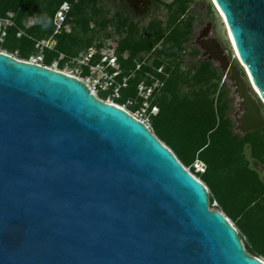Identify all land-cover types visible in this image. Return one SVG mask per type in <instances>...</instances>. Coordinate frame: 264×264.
Returning a JSON list of instances; mask_svg holds the SVG:
<instances>
[{
    "label": "water",
    "instance_id": "obj_1",
    "mask_svg": "<svg viewBox=\"0 0 264 264\" xmlns=\"http://www.w3.org/2000/svg\"><path fill=\"white\" fill-rule=\"evenodd\" d=\"M211 2L232 56L215 38L203 56L230 73L240 134L260 131L264 0ZM0 264L264 260L145 123L75 77L0 52Z\"/></svg>",
    "mask_w": 264,
    "mask_h": 264
},
{
    "label": "trees",
    "instance_id": "obj_2",
    "mask_svg": "<svg viewBox=\"0 0 264 264\" xmlns=\"http://www.w3.org/2000/svg\"><path fill=\"white\" fill-rule=\"evenodd\" d=\"M67 2L72 5L67 22L71 30L57 37L54 51H45V64L50 66L60 54L78 56L93 47L101 53L93 61L98 64L102 51L112 49L111 57L120 67L117 83L128 80L114 103L125 107L131 102V113L142 110L146 102L149 112L158 108L157 115H150L153 133L206 185L210 206L216 202L235 223L246 251L264 259V128L247 135L236 133L224 75L212 63L197 61V51L188 52L196 22L190 12L195 0L164 4L170 18L152 24L147 32L123 14L111 15L99 0H0V17L13 15L15 22L0 43L2 51L28 61L36 53V42L53 35L54 18ZM111 26L114 33L108 31ZM155 83L158 86L148 101L140 97L142 84ZM113 89L101 92L99 98L106 101ZM196 162L205 165L204 173L196 172Z\"/></svg>",
    "mask_w": 264,
    "mask_h": 264
},
{
    "label": "built area",
    "instance_id": "obj_3",
    "mask_svg": "<svg viewBox=\"0 0 264 264\" xmlns=\"http://www.w3.org/2000/svg\"><path fill=\"white\" fill-rule=\"evenodd\" d=\"M71 9H72V5L69 2L64 3L61 6L60 10L57 12L54 18L53 35L48 39L37 41L36 50L38 51V54L33 55L32 57H30L28 61H24V62L33 64V65H38L41 67H45L47 69H50L56 72H61L68 76L75 77L83 81L88 86L91 93L95 95L97 98H99V95L101 92H105V93L110 92L112 88H114L113 92L110 94V98H112L113 100L120 99L122 96L121 90L122 88L127 87L128 80L124 79L121 85L117 83L116 79L120 74V67H119L117 58L111 57L112 49L102 51L103 58L100 60L98 64H93L94 59L101 54L100 51L96 47H93L89 49L87 52L85 51L84 54H79L78 56L69 57L65 54H60L59 57L55 59L50 66H47L45 64V51L47 50L54 51L58 43L57 37L71 30V26L67 23L69 20V13L71 12ZM12 27H15L13 15H11L9 18L0 17V43H4L6 37L8 36V30ZM23 34H24L23 31H20L18 36L21 37ZM0 52L5 53L2 50H0ZM10 56L14 57L12 55ZM74 64L80 65V70H79L80 74H68L62 70L64 67H69L70 65L72 66ZM61 65H63V67H61ZM108 69H114L116 70V72L113 74H110ZM86 71L88 72L87 75H85ZM96 73H99L100 75L99 78L94 77ZM84 77L86 79L85 81H84ZM157 86H158V83H155L154 86H151V87H148L147 85L142 84L139 87L140 97L148 101L152 97L154 90L157 88ZM107 103L116 105L114 102H107ZM116 106L126 110L133 117L145 123L151 129V125L146 120L136 117L134 114L129 112L125 107H121L119 105H116ZM143 110H146V111L150 110V105L148 102H146V104L144 105ZM151 114L157 115L158 108H153L151 110ZM194 167L197 173H204L206 169L205 165L200 162H196L194 164ZM187 170L191 173L190 169H187ZM214 203L217 204L216 202ZM210 209L213 210V206L212 207L210 206Z\"/></svg>",
    "mask_w": 264,
    "mask_h": 264
},
{
    "label": "flooded vegetation",
    "instance_id": "obj_4",
    "mask_svg": "<svg viewBox=\"0 0 264 264\" xmlns=\"http://www.w3.org/2000/svg\"><path fill=\"white\" fill-rule=\"evenodd\" d=\"M101 3H105L109 9L112 11L115 10V13L118 12L127 17L133 24H137L140 28V31L147 32L150 30V26L159 21H167L170 17L164 6V4L172 3L174 0H149V4L145 5L144 0H99ZM135 3V7L131 5ZM156 10H159L156 11ZM163 11V17L158 16V14ZM192 12V8L190 9ZM208 14V9L206 11ZM154 17V18H152ZM162 18V19H160ZM197 28H194L193 37L190 43L188 44V52L192 53L194 51L198 52L197 61H206L213 64L214 67L218 68L220 72L221 65L220 63L210 60V55L203 56L206 52L205 48H208V45L212 39L215 37V26L210 22H206L203 27L197 32ZM217 40V39H216ZM219 42V40H217ZM222 48L225 50L224 46L219 42ZM226 51V50H225ZM193 64V61L190 62V65ZM232 65H237L236 61H232ZM223 73V72H222ZM227 75H230L227 74Z\"/></svg>",
    "mask_w": 264,
    "mask_h": 264
},
{
    "label": "rangeland",
    "instance_id": "obj_5",
    "mask_svg": "<svg viewBox=\"0 0 264 264\" xmlns=\"http://www.w3.org/2000/svg\"><path fill=\"white\" fill-rule=\"evenodd\" d=\"M165 1H169V0H165ZM208 9V14L206 13ZM108 10L110 11V14L111 15H114L115 13V10H111L108 8ZM159 12V10H156ZM194 14V16L196 17V22H195V28H197V32L199 31V29L201 27L204 26V24H206V22H212L215 26V37L217 40H219V42L224 46L225 50L227 51V53H229V55L232 56V53H231V50H230V44H229V41H228V38H227V31L225 30L226 28H224L223 24H222V20L220 19L219 15L217 14L216 10L214 9V6L212 5V2L211 0H195V4L194 6L192 7V12ZM158 16L160 17H163V11L161 10V12L158 14ZM154 18V17H152ZM162 19V18H160ZM27 23V21H26ZM28 25L32 24V21L29 20ZM108 31L114 33V26H111ZM111 42H109L110 44ZM0 50H2L0 48ZM85 52H81V54H84ZM38 54V51L36 50V53L34 55H37ZM19 55L18 54H15L14 55V58H18ZM19 60V59H18ZM191 61H189V64H190ZM65 73H68V74H80V65L78 64H74V65H70L69 67H64L62 69ZM79 71V72H78ZM222 73V72H221ZM224 75V79H223V83H225L224 85L226 86V88L230 91V98L233 100V107H232V118L234 119L235 118V114L236 112L238 111V97L235 95V87H234V84L233 82L229 81L228 78V75L222 73ZM95 78H99L100 75L99 73H96L94 75ZM85 77H84V81H85ZM251 91V89H250ZM104 101V100H102ZM104 102H114V100L112 98H108L106 101ZM129 106H132V103H128L127 106H125V108L127 110L130 111V108ZM132 114H134L136 117L140 118V119H144L146 120L150 125H151V112L149 111H146V110H139L138 112H135ZM234 122H235V119H234ZM235 131L236 133H239L240 134V131L238 130V125L237 123L235 122ZM152 130V129H151ZM213 210H217V211H220L219 207L217 206V204L214 203L213 205ZM221 212V211H220ZM231 223L235 226L236 228V225L235 223H233L232 220H230ZM237 229V228H236ZM240 236L241 235V232L239 229H237ZM246 241H245V238H243V244H245ZM264 260V259H263Z\"/></svg>",
    "mask_w": 264,
    "mask_h": 264
},
{
    "label": "bare ground",
    "instance_id": "obj_6",
    "mask_svg": "<svg viewBox=\"0 0 264 264\" xmlns=\"http://www.w3.org/2000/svg\"><path fill=\"white\" fill-rule=\"evenodd\" d=\"M216 11H217V9H216ZM218 12V11H217ZM219 13V12H218ZM220 16V15H219ZM221 17V16H220ZM225 20V19H224ZM226 31H227V29H226ZM242 63H243V65L245 66V67H247L245 64H244V62L242 61ZM258 90V89H257ZM259 91V90H258Z\"/></svg>",
    "mask_w": 264,
    "mask_h": 264
}]
</instances>
